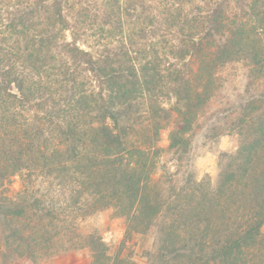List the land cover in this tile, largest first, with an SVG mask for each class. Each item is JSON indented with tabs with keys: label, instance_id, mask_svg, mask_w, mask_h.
I'll list each match as a JSON object with an SVG mask.
<instances>
[{
	"label": "trees",
	"instance_id": "obj_1",
	"mask_svg": "<svg viewBox=\"0 0 264 264\" xmlns=\"http://www.w3.org/2000/svg\"><path fill=\"white\" fill-rule=\"evenodd\" d=\"M232 63L237 150L178 178L160 133L182 160ZM101 211L155 231L145 264H264V0H0V258L138 264L79 229Z\"/></svg>",
	"mask_w": 264,
	"mask_h": 264
},
{
	"label": "rangeland",
	"instance_id": "obj_2",
	"mask_svg": "<svg viewBox=\"0 0 264 264\" xmlns=\"http://www.w3.org/2000/svg\"><path fill=\"white\" fill-rule=\"evenodd\" d=\"M220 74L222 76L221 88L198 119V123L191 133L189 153L182 160L177 159L167 149L171 126L160 133L157 145L163 150V165L171 173L180 172L178 178H182L183 172L189 166L190 169H193L197 178L207 175L214 180L218 173L219 154L221 152L232 154L237 150L238 141L235 135L227 132L216 135L212 128L223 123V118L226 114L235 109L240 100L248 97L249 94L244 93L249 82L247 70L241 63H232L226 66ZM18 188L19 184L16 180L12 189L17 190ZM78 227L85 233L98 232L104 241L110 244L111 255L119 253L121 256L129 258L138 264L146 263V253L153 249L156 240L154 230H151L146 235H132L130 239H124V223L120 219L112 218L110 211L97 212L78 223ZM69 256L83 257L88 261L87 255L81 252L59 257L65 258ZM54 259H46L40 264H50ZM0 264L23 263L16 257H2L0 258ZM68 264H73V262ZM74 264L79 263L74 262Z\"/></svg>",
	"mask_w": 264,
	"mask_h": 264
},
{
	"label": "crops",
	"instance_id": "obj_3",
	"mask_svg": "<svg viewBox=\"0 0 264 264\" xmlns=\"http://www.w3.org/2000/svg\"><path fill=\"white\" fill-rule=\"evenodd\" d=\"M73 262H77L79 264H88V261L83 257H77V256H69V257H59L55 258L50 264H68Z\"/></svg>",
	"mask_w": 264,
	"mask_h": 264
}]
</instances>
